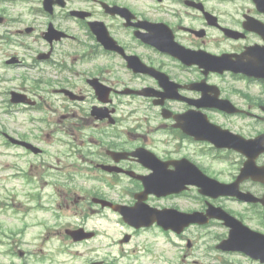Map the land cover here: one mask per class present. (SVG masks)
Instances as JSON below:
<instances>
[{
  "label": "flooded vegetation",
  "instance_id": "af4514ba",
  "mask_svg": "<svg viewBox=\"0 0 264 264\" xmlns=\"http://www.w3.org/2000/svg\"><path fill=\"white\" fill-rule=\"evenodd\" d=\"M260 1L54 3V12L46 13L48 23L54 21L57 28L68 31L70 18L72 24L74 19L90 41L75 37L77 42L67 44V49L46 44L47 59H39L41 51L27 47L34 54H28L25 63L24 57L3 48L15 47L10 37L24 34L18 27L22 14L13 12L20 2L0 0V56L4 57L0 60L6 65L7 58H16L6 67H28L39 74L31 84L28 76H21L14 89L36 101L17 108L44 115L35 118L30 136L43 143L44 155L55 157L56 163L53 173L51 163L40 172L38 188L34 170H20L22 185L29 189V212L37 204L54 222H61L68 208L86 207L98 213L106 209L93 198L133 206L144 190L142 178H147L155 180L142 196L148 207L206 215V222L178 224L174 229L158 223L138 229L161 238L166 249L159 254V264H264V6ZM73 10L83 12V17H71ZM38 11L43 13L41 7ZM93 22L106 29L109 47L91 32ZM176 49L188 52L178 57ZM208 55L218 62L209 65ZM203 127L209 131L189 133ZM236 141L249 145L231 147ZM214 142L225 147L217 148ZM256 146L262 149L256 151ZM185 160L225 184L228 195L203 194L185 171L176 175L174 170ZM51 174L65 180L45 181ZM170 178L177 183L187 180L185 189L165 196L151 189ZM80 179H93L98 186L77 190L72 186ZM42 197L44 205L38 204ZM109 211L121 220L119 213ZM223 211L239 222H224L218 217ZM136 232L131 228V234Z\"/></svg>",
  "mask_w": 264,
  "mask_h": 264
},
{
  "label": "rangeland",
  "instance_id": "374dc122",
  "mask_svg": "<svg viewBox=\"0 0 264 264\" xmlns=\"http://www.w3.org/2000/svg\"><path fill=\"white\" fill-rule=\"evenodd\" d=\"M37 1L35 0V2ZM18 11L20 9L17 5L13 12L16 14ZM25 20L27 24L35 26L36 31L24 37L11 36L10 38H13L11 44H15V47L12 45L3 46L4 51L28 55L32 50L27 47L34 49L44 45L40 34L44 28L45 19L39 14H34ZM21 42H23L22 46L17 45ZM3 58L0 56V59ZM26 72H28L27 69L23 67L5 69L0 66V196L2 198L11 196L7 201L10 203L16 193V209L19 211L17 215H14L13 210L9 209L6 204L0 208V264H89L92 261H102V264H150L149 259L143 256V249L147 245L146 240L150 241L148 245L156 242V245L160 246L161 239L146 238L144 234H138L130 243H119L124 226L121 227L116 216L111 215L108 211L92 215L93 212L86 208L78 211L69 208L63 210L64 215L61 222H54V219L47 212L39 210L36 204L33 211L28 212L26 216L23 215L22 207L29 202L27 199L29 189L28 186L26 189L25 187L19 188L21 186L19 184L15 190L16 182L10 177L15 170L14 163L19 164V169L21 166L27 169L30 163L41 167L46 158L43 156L33 158L21 156L24 154L22 149L11 144L5 147L3 139H6L1 132L6 131L12 135L17 132L27 134L28 127L31 126L29 116L33 113L14 111L15 108L9 106V111L6 112L8 108L5 106V101L8 102V94L5 92L16 87L19 75H24ZM33 77L27 81V84L32 83ZM34 115L40 116L39 114ZM50 162L51 165L55 164L54 161ZM34 173L38 174L36 168ZM51 173H53L52 167ZM52 179L64 180L51 174L49 180ZM35 183L37 188L41 186L38 178L35 179ZM89 185L91 182L83 184V188L88 190L90 189ZM3 186L8 192L2 188ZM11 189H14L12 195ZM39 203L45 204L43 197ZM20 217L23 218V221L20 220ZM46 219L51 222H46ZM82 221H85V225L89 229L97 230V236L87 241L74 242L63 234L62 226L67 224L73 226ZM39 222H43V224L39 225ZM59 223L61 226L56 229ZM152 248V251L157 255L158 249L151 246ZM19 251L23 252L21 256L18 254Z\"/></svg>",
  "mask_w": 264,
  "mask_h": 264
},
{
  "label": "water",
  "instance_id": "95a60500",
  "mask_svg": "<svg viewBox=\"0 0 264 264\" xmlns=\"http://www.w3.org/2000/svg\"><path fill=\"white\" fill-rule=\"evenodd\" d=\"M129 215H131V213H129ZM130 223H134L136 225L139 224V222H130ZM71 234H72L74 240H80V239H83L85 237H89L91 235V234H82L81 231H72Z\"/></svg>",
  "mask_w": 264,
  "mask_h": 264
}]
</instances>
